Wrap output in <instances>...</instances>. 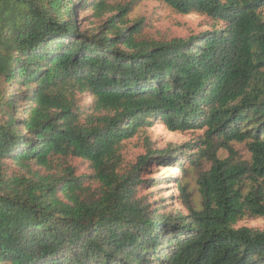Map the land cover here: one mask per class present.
<instances>
[{"label": "trees", "instance_id": "trees-1", "mask_svg": "<svg viewBox=\"0 0 264 264\" xmlns=\"http://www.w3.org/2000/svg\"><path fill=\"white\" fill-rule=\"evenodd\" d=\"M140 1L0 0V264H264L239 224L264 218V0H157L205 17L174 38ZM156 120L202 135L127 160ZM162 163L196 172L184 212L141 193Z\"/></svg>", "mask_w": 264, "mask_h": 264}, {"label": "rangeland", "instance_id": "rangeland-1", "mask_svg": "<svg viewBox=\"0 0 264 264\" xmlns=\"http://www.w3.org/2000/svg\"><path fill=\"white\" fill-rule=\"evenodd\" d=\"M128 18L131 21L143 18L145 20L144 28L146 34L154 38L184 37L191 32L196 33L199 30L208 28L204 16L195 13L186 15L175 13L157 0H142L138 2L133 6ZM93 21L94 19L89 17L86 20H82V24L91 26ZM201 135L202 130L170 131L162 122L156 120L150 127L125 142V158L133 161L137 154L144 153L146 142H149L154 149L163 150L173 146L189 144L200 138ZM234 147L244 157H249L243 145L237 144ZM193 149L192 147L191 150ZM221 155H224V152H221ZM185 166H188V164L186 163ZM181 168L182 166L179 167L175 163L154 164L150 171L145 174V177H149L152 180L148 187H144L141 190V193L148 194L149 200L153 202L158 201V204L164 206V210L167 212L173 210L184 212V207L179 202L180 191L177 188V179L181 180L187 189L193 193L194 201L197 202L198 177L192 169H189L188 173L183 176ZM78 170L79 172H88L87 164L78 163ZM239 224L264 230V218L244 219Z\"/></svg>", "mask_w": 264, "mask_h": 264}]
</instances>
